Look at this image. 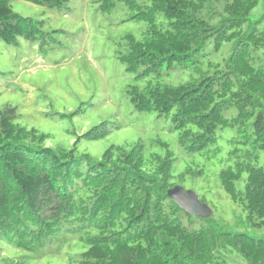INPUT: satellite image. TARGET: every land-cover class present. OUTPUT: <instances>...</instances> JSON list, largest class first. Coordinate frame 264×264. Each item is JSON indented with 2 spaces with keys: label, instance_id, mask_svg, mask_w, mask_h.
<instances>
[{
  "label": "trees",
  "instance_id": "trees-1",
  "mask_svg": "<svg viewBox=\"0 0 264 264\" xmlns=\"http://www.w3.org/2000/svg\"><path fill=\"white\" fill-rule=\"evenodd\" d=\"M27 1L62 9L70 0ZM117 1L131 19L147 23L140 39L126 35L117 52L126 70L198 73L179 85L130 86L134 108L170 114L189 151L215 144L219 130L234 127L232 141L242 147L230 152L219 180L247 217L258 220L254 224H264V0H107L102 8L110 11ZM40 24L0 0L1 41L40 40L46 34ZM224 42L230 50L223 60L199 68ZM16 117L11 106L0 110V234L15 246L46 249L75 233L86 246L80 264H234L235 256L243 264H264V237L222 229L168 196L177 185L170 151L146 158L136 143L112 145L98 159L74 156L45 146V135Z\"/></svg>",
  "mask_w": 264,
  "mask_h": 264
},
{
  "label": "rangeland",
  "instance_id": "rangeland-1",
  "mask_svg": "<svg viewBox=\"0 0 264 264\" xmlns=\"http://www.w3.org/2000/svg\"><path fill=\"white\" fill-rule=\"evenodd\" d=\"M106 2L70 0L68 8L59 9L9 0L13 12L39 21L46 34L34 42L23 37H18L17 43L0 40V110L13 107L16 122L45 135V146L74 156L87 153L98 159L112 145L129 148L136 143L143 145L146 158L164 157L170 151L173 181L207 204L209 216L218 226L264 237V224H254L258 220L247 217L219 180L220 170L231 162L230 152L242 147L232 141L236 129L224 127L215 144L189 151L180 142L181 129L173 125L170 114L136 110L128 93L130 86L179 85L198 73L176 67L138 76L126 70L117 52L124 50L126 35L140 39L147 23L131 19L132 12L122 1L110 11L102 8ZM229 50L230 44L224 42L199 68L205 69L208 60L221 62ZM102 130L106 131L102 137L90 138ZM260 160L262 164L264 152ZM66 235L65 240L55 239L46 249L28 250L0 234V264L7 260L18 264H80L79 255L86 246L77 234ZM233 262L243 264L236 256Z\"/></svg>",
  "mask_w": 264,
  "mask_h": 264
},
{
  "label": "water",
  "instance_id": "water-1",
  "mask_svg": "<svg viewBox=\"0 0 264 264\" xmlns=\"http://www.w3.org/2000/svg\"><path fill=\"white\" fill-rule=\"evenodd\" d=\"M168 196L186 213L206 217L210 213L209 207L201 203L198 196L181 186H174L167 191Z\"/></svg>",
  "mask_w": 264,
  "mask_h": 264
}]
</instances>
